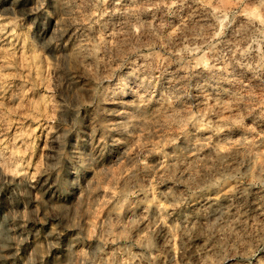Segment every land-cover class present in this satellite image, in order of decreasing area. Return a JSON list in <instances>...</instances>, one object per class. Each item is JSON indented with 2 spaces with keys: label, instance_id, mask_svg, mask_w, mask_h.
<instances>
[{
  "label": "rangeland",
  "instance_id": "374dc122",
  "mask_svg": "<svg viewBox=\"0 0 264 264\" xmlns=\"http://www.w3.org/2000/svg\"><path fill=\"white\" fill-rule=\"evenodd\" d=\"M0 264H264V0H0Z\"/></svg>",
  "mask_w": 264,
  "mask_h": 264
}]
</instances>
